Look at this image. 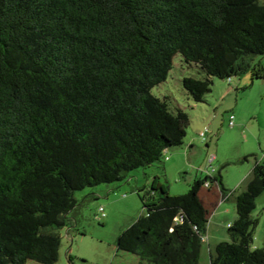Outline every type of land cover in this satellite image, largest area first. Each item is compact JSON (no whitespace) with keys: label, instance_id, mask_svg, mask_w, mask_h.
<instances>
[{"label":"trees","instance_id":"obj_1","mask_svg":"<svg viewBox=\"0 0 264 264\" xmlns=\"http://www.w3.org/2000/svg\"><path fill=\"white\" fill-rule=\"evenodd\" d=\"M177 53L207 74L183 79L196 103L215 78L248 70L263 78L254 58L264 57V0H0V264H55L77 191L120 181L183 145L190 116L152 93ZM252 175L231 241L216 246L211 264H264V246L252 247L264 157ZM208 181L226 196L221 175L177 196L156 177L139 194L146 214L119 235L118 249L139 264H199Z\"/></svg>","mask_w":264,"mask_h":264},{"label":"rangeland","instance_id":"obj_2","mask_svg":"<svg viewBox=\"0 0 264 264\" xmlns=\"http://www.w3.org/2000/svg\"><path fill=\"white\" fill-rule=\"evenodd\" d=\"M264 57L254 58V62ZM185 77L204 79L206 72L196 64L187 63L180 53L173 58V67L168 78L152 89L153 95L166 99L169 109L188 113L191 119L181 149L184 162L168 168L167 174H160V181L170 195L188 193L197 178L206 175H221L226 196L222 197L220 187L212 185L211 196L203 195L208 210L207 233L201 248L199 264H211L220 242H229V226L237 220L236 203L240 193L246 190L252 180L256 159L264 157V77L252 79L251 71L238 77L214 79L212 91L205 96V102L196 103L183 86ZM234 116V125H230ZM206 133V140L200 136ZM193 140L192 152H185L187 141ZM188 149V148H186ZM170 152V151H169ZM165 153L161 161L146 168H138L126 174L117 182L100 184L77 191L78 206L69 214L74 227L67 235L62 230L59 259L55 264H139L138 256L119 250V235L129 228L141 215L146 214L140 195L150 189L153 174H157L168 163ZM215 156L211 166L208 159ZM248 157V160H244ZM213 169V171H211ZM148 176H145L144 172ZM138 176L139 179H136ZM206 189V188H205ZM202 195V193H201ZM104 211L101 212L100 208ZM105 214L103 217L102 214ZM252 217L258 224L254 230L253 249L264 246V192L256 199ZM72 257V262H70ZM27 264H39L29 261Z\"/></svg>","mask_w":264,"mask_h":264},{"label":"crops","instance_id":"obj_3","mask_svg":"<svg viewBox=\"0 0 264 264\" xmlns=\"http://www.w3.org/2000/svg\"><path fill=\"white\" fill-rule=\"evenodd\" d=\"M258 62H260L261 63V65L264 67V65H263V62H262V60L260 59ZM232 82V81H231ZM194 141L193 140H189V141H187V147L186 148H188V149H186L185 148V152H191V153H193L192 152V150H191V148L194 146ZM192 149H195L194 147L192 148ZM170 151V152H169ZM167 152H168V154L169 155H167L166 156V160L168 161V163L167 164H165L164 165V167H163V169L162 170H160V172L159 173H157V174H153L154 176H153V180L156 178V177H158V179L160 180V174H161V172L163 173V174H167V171H168V168L169 167H171V166H176V165H180L181 164V162H184V159H183V152L184 151H182L181 149H169V150H167ZM144 174H145V176H148L147 175V172L145 171L144 172ZM134 177H136V179H139V177L138 176H134ZM152 180V181H153ZM214 185H216V184H214ZM218 185V184H217ZM206 187H204V188H202L201 189V191H200V199H201V201H202V203L204 204V200L201 198L203 195H205L206 196V199L208 200L209 199V197H216L217 198V194L216 195H214V196H211L210 194V192H209V190H207V189H209V188H206ZM201 193H202V195H201ZM220 193L222 194V192L220 191ZM222 197H223V194H222ZM69 216V226H68V231H67V235H69V232H70V230L74 227V221H73V218H72V216L69 214L68 215Z\"/></svg>","mask_w":264,"mask_h":264},{"label":"built area","instance_id":"obj_4","mask_svg":"<svg viewBox=\"0 0 264 264\" xmlns=\"http://www.w3.org/2000/svg\"><path fill=\"white\" fill-rule=\"evenodd\" d=\"M228 81L230 82V81H231V78H229ZM233 120H234V116H231V121H230V125H231V126L234 125V121H233ZM206 133H207V129H206L205 131H202V132L200 133V136L203 138V140H206ZM214 159H215V156H212V157H210V158L208 159V165H209V167L211 166V164H212V162L214 161ZM211 171H213V169H212ZM210 175H211V174H210ZM205 187H210V182H209V181L205 183ZM100 211L103 212L104 209L101 207V208H100ZM102 216L104 217L105 214L103 213Z\"/></svg>","mask_w":264,"mask_h":264},{"label":"clouds","instance_id":"obj_5","mask_svg":"<svg viewBox=\"0 0 264 264\" xmlns=\"http://www.w3.org/2000/svg\"><path fill=\"white\" fill-rule=\"evenodd\" d=\"M207 188H209V187H207Z\"/></svg>","mask_w":264,"mask_h":264}]
</instances>
